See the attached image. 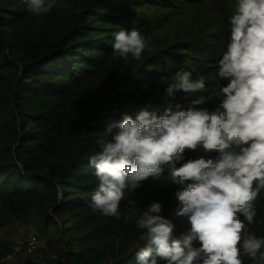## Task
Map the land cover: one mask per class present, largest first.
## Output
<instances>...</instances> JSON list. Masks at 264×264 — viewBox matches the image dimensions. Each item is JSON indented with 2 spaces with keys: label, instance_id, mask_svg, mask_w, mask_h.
<instances>
[{
  "label": "trees",
  "instance_id": "16d2710c",
  "mask_svg": "<svg viewBox=\"0 0 264 264\" xmlns=\"http://www.w3.org/2000/svg\"><path fill=\"white\" fill-rule=\"evenodd\" d=\"M44 17L30 15L21 0H0V233L35 217L36 231L56 240L54 264H137L143 246L135 221L105 217L90 207L98 187L88 159L120 112L160 114L171 108L214 110L219 99L218 60L226 50L234 0H63ZM77 9L79 12L77 13ZM139 29L154 50L139 61L114 57L112 34ZM180 70L205 76L197 93L165 89ZM203 98L204 103L193 105ZM205 155L187 151L186 158ZM212 157L215 154H211ZM177 186L165 177L144 181L128 200L141 210L163 204L162 215L180 237L190 229L177 216ZM249 231L264 236V191ZM67 218L62 231L54 218ZM68 226V227H67ZM57 227L58 235L50 230ZM37 235L36 232H33ZM38 236V235H37ZM13 250L0 239V264ZM64 259V261H63ZM244 264L254 262L243 257ZM13 264V263H11ZM15 264H45L27 259Z\"/></svg>",
  "mask_w": 264,
  "mask_h": 264
},
{
  "label": "clouds",
  "instance_id": "9594fccd",
  "mask_svg": "<svg viewBox=\"0 0 264 264\" xmlns=\"http://www.w3.org/2000/svg\"><path fill=\"white\" fill-rule=\"evenodd\" d=\"M36 17L64 7L63 0H21ZM77 13L79 9L76 10ZM226 50L218 60V80L228 81L216 93L218 106L209 111L190 107L163 114L141 109L133 118L118 113L122 122L109 127L98 141L100 150L88 159L98 187L90 207L105 217L135 221L143 246L137 264H264V236L249 231L257 216L256 201L264 191V0H234ZM114 57L139 61L153 51L139 29L121 28L112 34ZM206 77L180 70L168 84L167 97L197 93ZM204 103L203 98L193 105ZM187 151H202L186 158ZM211 154H215L212 157ZM165 177L177 186V216H187L190 229L180 237L153 201L140 209L121 202L149 178Z\"/></svg>",
  "mask_w": 264,
  "mask_h": 264
},
{
  "label": "rangeland",
  "instance_id": "374dc122",
  "mask_svg": "<svg viewBox=\"0 0 264 264\" xmlns=\"http://www.w3.org/2000/svg\"><path fill=\"white\" fill-rule=\"evenodd\" d=\"M58 227L62 231L65 228V218H54ZM35 217L28 219V221H16L9 227L5 228L0 233V239L6 243L12 250L13 254L9 255L5 259V263H21L28 258L34 260L36 263L54 264L58 257L54 254L56 247V238L53 240L51 247L48 246V239L45 236H41L36 231ZM68 227V226H67ZM31 232H36L39 237L40 246L37 253L34 256L27 255V239ZM52 237L58 235L57 227H52L50 230ZM64 261V259H63Z\"/></svg>",
  "mask_w": 264,
  "mask_h": 264
},
{
  "label": "built area",
  "instance_id": "2783aa9c",
  "mask_svg": "<svg viewBox=\"0 0 264 264\" xmlns=\"http://www.w3.org/2000/svg\"><path fill=\"white\" fill-rule=\"evenodd\" d=\"M39 246V237L33 232L29 233L27 239V255L31 257L34 256L37 253Z\"/></svg>",
  "mask_w": 264,
  "mask_h": 264
}]
</instances>
